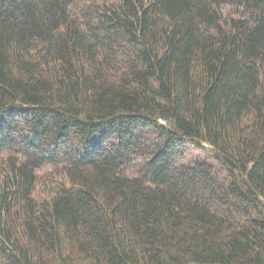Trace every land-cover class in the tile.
I'll use <instances>...</instances> for the list:
<instances>
[{
  "label": "trees",
  "instance_id": "trees-1",
  "mask_svg": "<svg viewBox=\"0 0 264 264\" xmlns=\"http://www.w3.org/2000/svg\"><path fill=\"white\" fill-rule=\"evenodd\" d=\"M81 1L0 0V264H264V0Z\"/></svg>",
  "mask_w": 264,
  "mask_h": 264
},
{
  "label": "rangeland",
  "instance_id": "rangeland-1",
  "mask_svg": "<svg viewBox=\"0 0 264 264\" xmlns=\"http://www.w3.org/2000/svg\"><path fill=\"white\" fill-rule=\"evenodd\" d=\"M118 0H83L75 8L73 11L77 15H81V13L89 14L94 11L98 6V4H114ZM97 5V7H95ZM221 13L225 16L230 15V17L238 18L240 15L239 11H236L235 9L231 8L230 6H225L223 9L221 8ZM204 146L202 149H194L193 147H188V154L185 156L184 162H194V161H209V148ZM134 169H130V171H133Z\"/></svg>",
  "mask_w": 264,
  "mask_h": 264
}]
</instances>
